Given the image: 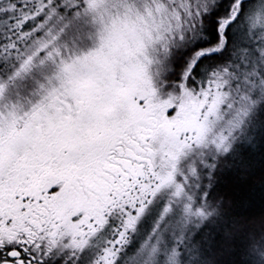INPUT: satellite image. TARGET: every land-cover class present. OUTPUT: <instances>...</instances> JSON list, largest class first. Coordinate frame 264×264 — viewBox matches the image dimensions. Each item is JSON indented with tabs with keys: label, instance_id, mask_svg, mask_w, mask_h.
<instances>
[{
	"label": "snow or ice",
	"instance_id": "6c2138e0",
	"mask_svg": "<svg viewBox=\"0 0 264 264\" xmlns=\"http://www.w3.org/2000/svg\"><path fill=\"white\" fill-rule=\"evenodd\" d=\"M0 264H264V0H0Z\"/></svg>",
	"mask_w": 264,
	"mask_h": 264
}]
</instances>
